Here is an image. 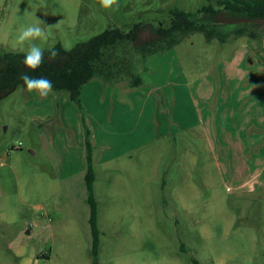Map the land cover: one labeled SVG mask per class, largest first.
I'll return each mask as SVG.
<instances>
[{
	"label": "rangeland",
	"instance_id": "374dc122",
	"mask_svg": "<svg viewBox=\"0 0 264 264\" xmlns=\"http://www.w3.org/2000/svg\"><path fill=\"white\" fill-rule=\"evenodd\" d=\"M218 1L119 0L112 11L0 0V51L25 54L16 38L35 18L50 27L43 50L135 24L140 44L175 9L227 34L223 44L189 34L144 59L127 50L117 77L85 86L98 264H264V19L247 23ZM202 7L214 13L195 14ZM240 27L259 38L236 36ZM83 139L66 92L0 95V264H91Z\"/></svg>",
	"mask_w": 264,
	"mask_h": 264
},
{
	"label": "trees",
	"instance_id": "16d2710c",
	"mask_svg": "<svg viewBox=\"0 0 264 264\" xmlns=\"http://www.w3.org/2000/svg\"><path fill=\"white\" fill-rule=\"evenodd\" d=\"M218 4L223 11L243 17L247 23H258L260 19H264V0H221ZM202 13L212 14L214 11L210 7H202L195 14ZM170 14L172 20L168 28H152L151 40L136 43L140 30L138 24L133 25L127 32L117 28L104 30L88 41L76 44L69 51L64 50L60 44L55 45L50 50L55 49L59 55L51 60H48L50 50H44L45 62L34 73H30L50 79L53 83V91L66 92L69 100L80 113L86 162L84 184L92 239L89 252L91 264H98L100 231L97 227V209L93 191L95 176L92 166L91 132L85 122V107L81 100L83 87L97 77L105 80L117 77V70L124 68L121 63L127 50V53L137 51L144 59L174 48L184 37L193 33L203 34L206 42L217 40L223 44L227 39V34L218 31L217 24H199L192 19L194 14L177 9L172 10ZM234 34L248 36L253 40L259 38L256 32H249L247 27L236 29ZM24 55L15 51H0V95L19 87L26 88L20 79L22 72L25 71L22 63ZM129 76L132 88L143 85L139 74L129 73ZM192 263L199 264L196 260H192Z\"/></svg>",
	"mask_w": 264,
	"mask_h": 264
},
{
	"label": "clouds",
	"instance_id": "9594fccd",
	"mask_svg": "<svg viewBox=\"0 0 264 264\" xmlns=\"http://www.w3.org/2000/svg\"><path fill=\"white\" fill-rule=\"evenodd\" d=\"M100 7L104 10L117 11L119 0H99ZM44 22L35 18V23L21 26L16 38L17 45L23 47L27 45V51L22 61L25 71L20 79L29 92H35L39 97L45 98L53 92V83L50 79L41 76L31 75L45 62V53L36 41L44 42L50 33L46 32ZM59 53L53 49L49 51L48 60L57 57Z\"/></svg>",
	"mask_w": 264,
	"mask_h": 264
},
{
	"label": "crops",
	"instance_id": "0c3cea01",
	"mask_svg": "<svg viewBox=\"0 0 264 264\" xmlns=\"http://www.w3.org/2000/svg\"><path fill=\"white\" fill-rule=\"evenodd\" d=\"M260 24L262 25V24H264V23H261V22H260ZM86 85H87V84H86ZM86 85H85V86H86ZM85 86H84L83 89H82L81 100H82V94H83V92H84V88H85ZM97 87H98V86H97ZM99 87H100V86H99ZM99 87H98V88H99ZM82 102H83V101H82ZM11 248H12V242L8 245V249L11 250ZM12 254H13V253H12ZM41 258L47 260V259H48V256H47V254H44V255L41 256Z\"/></svg>",
	"mask_w": 264,
	"mask_h": 264
}]
</instances>
